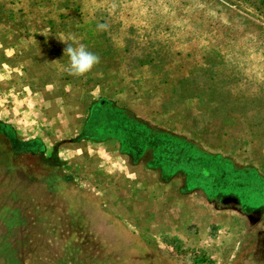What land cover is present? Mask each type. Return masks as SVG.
Here are the masks:
<instances>
[{
    "label": "rangeland",
    "instance_id": "1",
    "mask_svg": "<svg viewBox=\"0 0 264 264\" xmlns=\"http://www.w3.org/2000/svg\"><path fill=\"white\" fill-rule=\"evenodd\" d=\"M0 264H264V0H0Z\"/></svg>",
    "mask_w": 264,
    "mask_h": 264
},
{
    "label": "clouds",
    "instance_id": "2",
    "mask_svg": "<svg viewBox=\"0 0 264 264\" xmlns=\"http://www.w3.org/2000/svg\"><path fill=\"white\" fill-rule=\"evenodd\" d=\"M108 26L104 23H99L97 28L100 30L106 29ZM63 40V39H62ZM67 53L70 64L69 71L75 74H84L91 70L94 64L99 61V56L89 50L84 44L74 46L72 43H67L64 48L63 55Z\"/></svg>",
    "mask_w": 264,
    "mask_h": 264
}]
</instances>
